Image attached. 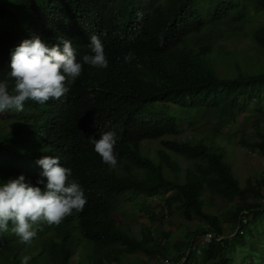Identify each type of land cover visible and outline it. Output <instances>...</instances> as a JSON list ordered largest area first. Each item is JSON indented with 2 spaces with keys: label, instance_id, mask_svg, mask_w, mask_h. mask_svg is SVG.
Masks as SVG:
<instances>
[{
  "label": "trees",
  "instance_id": "1",
  "mask_svg": "<svg viewBox=\"0 0 264 264\" xmlns=\"http://www.w3.org/2000/svg\"><path fill=\"white\" fill-rule=\"evenodd\" d=\"M251 1L264 9V0ZM236 9L228 0H0V81L7 78L15 48L37 36L49 47L57 37L71 39L79 59L90 54V35L96 34L109 60L107 69L84 65L61 101H28L22 112L0 113V184L24 175L26 182L43 188L37 183L43 172L37 160L51 155L72 169L70 180L87 198L84 210L59 227L38 228L31 245L0 233V264H21L24 256L31 258L29 264H71L77 254L78 264H125L138 255L147 259L143 264H163L171 247V232L164 227L176 214L204 224L187 231L189 240L171 262L234 264L248 235L264 231V175L243 185L227 150L207 134L194 141L165 138L181 133L182 116L174 117L171 107L206 113L208 121L218 120L212 128L218 134L221 127L239 123L254 102V137L243 133L239 143L264 158V31L250 34L259 47L250 58L258 73L228 78L214 68L216 28ZM244 14L250 15L233 16L244 19ZM204 31H210L206 44ZM129 52L135 57L131 63L124 61ZM32 118L47 123V130L23 125ZM2 119L17 122L12 131ZM106 131L118 137L115 169L89 143ZM154 141L161 144L147 145ZM179 159L190 165H179ZM206 192L233 208L223 217L213 213ZM157 198L160 203L150 208L149 201ZM129 212L150 217L140 237L117 219ZM207 231L229 235L199 246L196 236ZM11 242L26 247L23 257L7 255Z\"/></svg>",
  "mask_w": 264,
  "mask_h": 264
},
{
  "label": "clouds",
  "instance_id": "2",
  "mask_svg": "<svg viewBox=\"0 0 264 264\" xmlns=\"http://www.w3.org/2000/svg\"><path fill=\"white\" fill-rule=\"evenodd\" d=\"M57 40L55 46L49 47L38 36L26 39L11 53L10 71L0 81V113L22 112L28 101L40 105L61 101L82 75L84 65L108 68L109 60L98 35H90V54L79 59L71 39L57 37ZM134 58L129 52L124 61L131 63ZM9 81L14 83L10 85ZM23 125L47 130V123L39 124L37 118L26 119ZM117 142L115 131L101 132L99 139L89 138L102 162L112 169L118 165ZM37 164L43 169L42 178L37 181L43 188L26 182L24 175L0 184V233L10 231L25 245L32 244L38 228L59 227L74 212H82L87 203L82 186L75 179L70 180L72 169L62 166L59 157L45 155ZM30 259L24 256L21 264H29Z\"/></svg>",
  "mask_w": 264,
  "mask_h": 264
},
{
  "label": "rangeland",
  "instance_id": "3",
  "mask_svg": "<svg viewBox=\"0 0 264 264\" xmlns=\"http://www.w3.org/2000/svg\"><path fill=\"white\" fill-rule=\"evenodd\" d=\"M228 1L235 3L237 9L231 14L227 22H224L222 26L216 28L217 30L213 42L215 44L214 68L218 74L221 75V77L228 78L238 77L241 74L245 75L258 73L259 70H257L255 66L252 67L250 58L255 52H257L259 47L251 42L252 37L250 34H252L256 29L264 31V16H260L255 13L260 12L264 15V9H261L260 11L257 10L256 4L251 0ZM241 12L250 13V15L244 14V19H241L240 17L235 19L233 15ZM208 34H210V31H204L202 33L204 44L208 43ZM260 65L264 70V62H260ZM254 108L255 103H250L248 111L240 116L239 123L227 127H221L223 130L218 131V134H216L212 128L219 126L218 120L214 119V121L210 122L208 121L210 118H208L206 113H198L195 111L185 112L179 108L171 107L170 112L174 117H178L179 115L182 116L181 123L179 124L181 133L175 137L169 136L165 139H189L194 141L206 137L207 134L208 137H211L212 141L227 150V160L244 185L248 179H257L264 175V158H262L258 152L245 148L239 143L240 139L243 137V133H247L250 138L254 137V132L252 131V122L255 116ZM9 111L10 110H7L4 113L8 114ZM204 118L206 119L201 121ZM14 123L17 122L9 121L7 119L6 121L4 119L1 120V124L7 131H12ZM145 144L146 143H144L143 146ZM160 144L161 141H154L148 143L147 145H154V147H156V145L158 146ZM151 156L154 157L153 151ZM178 163L182 166L190 165L184 159H179ZM205 197L206 199L212 200V205H207V208H211L208 210L221 215V217L225 216L227 212L233 208V205L227 200L213 196L208 192L205 193ZM149 202V204H151L150 208H153L160 203V200L159 198L151 199ZM156 210V212H158L160 209L156 207ZM117 219L121 225H126L132 234H136L140 237L141 227L143 224L149 223L150 217H148V213L134 215L129 212L127 213V216H117ZM169 220H171V223L165 225L164 230L171 232V237L168 239L171 247L170 251L167 253V258L168 260H173L179 254L180 250H182V242L189 240V237L185 239L187 231H192L196 228V226L203 225L204 223L198 220L190 222L184 221L177 214L174 217L172 216ZM225 226L227 227L228 233L233 231V227H231L229 223ZM47 228H49V226ZM1 234H4L11 240L17 239L20 241L19 237L11 232ZM201 238L202 236L199 234L196 236L195 241L197 242L199 240L200 242ZM248 238L245 248H239L236 252V260L234 264H264V231L260 234L258 232V236L255 238H251L249 235ZM18 242H11L16 244H8L9 247L7 255H13V253L19 254V257H23L25 255L27 252L26 247L20 245ZM199 242L198 244L201 246ZM251 258H253V260ZM78 261L79 259L77 254L74 256L71 264H78ZM144 261H147V259L143 258V255H138L132 261L126 260L125 264H143ZM151 263L160 264L157 261H153Z\"/></svg>",
  "mask_w": 264,
  "mask_h": 264
},
{
  "label": "built area",
  "instance_id": "4",
  "mask_svg": "<svg viewBox=\"0 0 264 264\" xmlns=\"http://www.w3.org/2000/svg\"><path fill=\"white\" fill-rule=\"evenodd\" d=\"M201 236H202V238H201L200 242L198 240L197 243L199 242L200 245H208V244H211L212 242H214L215 240L221 241L224 238H226V236H228V235H226V234H218L215 231H207L206 233H204ZM164 264H173V262H171L170 260H166L164 262Z\"/></svg>",
  "mask_w": 264,
  "mask_h": 264
}]
</instances>
